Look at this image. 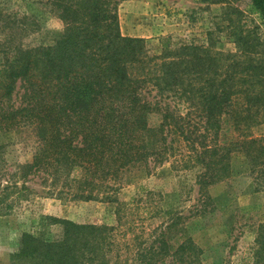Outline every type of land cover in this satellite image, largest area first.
Returning <instances> with one entry per match:
<instances>
[{
	"label": "trees",
	"instance_id": "trees-1",
	"mask_svg": "<svg viewBox=\"0 0 264 264\" xmlns=\"http://www.w3.org/2000/svg\"><path fill=\"white\" fill-rule=\"evenodd\" d=\"M53 1L64 30L51 47L0 45V132L32 127L38 141L31 162L12 175L22 181L18 192L30 193L25 182L33 177L48 180L58 198L118 203L110 192L124 174H148L151 164L170 158L177 169H198L203 194L231 176L234 154L263 185L264 136L251 131L264 124V35L248 34L235 54L170 48L167 38L150 54L145 40L121 34L112 0ZM248 13L264 28V0H248ZM225 123L234 137L221 142ZM130 204L118 205L115 226L50 218L62 227L60 239L22 233L10 260L200 264L202 251L190 238L168 244L173 224L145 246Z\"/></svg>",
	"mask_w": 264,
	"mask_h": 264
},
{
	"label": "rangeland",
	"instance_id": "rangeland-1",
	"mask_svg": "<svg viewBox=\"0 0 264 264\" xmlns=\"http://www.w3.org/2000/svg\"><path fill=\"white\" fill-rule=\"evenodd\" d=\"M53 0H0L1 21L5 24L0 45L26 48L51 47L62 35ZM116 3L119 29L123 36L145 40L150 54H158L161 39L170 48L197 45L223 54L240 52L248 34L263 37L264 28L248 13V0H112ZM7 28V29H6ZM7 34L6 40L5 35ZM151 115V126L158 124ZM220 141L234 137L223 124ZM264 136V124L252 129ZM38 148L36 132L23 127L0 132V264H12L22 233L41 240L60 239L62 227L50 218L77 224L116 225V208L128 203L134 209L133 222L151 241L166 227L169 245L190 238L202 251L200 264H264V183L249 175L244 157L234 154L232 174L223 182L198 192V169L181 170L173 159L151 164L148 174L131 171L123 175L110 196L77 201L51 194L49 181L30 177L12 178L18 166L30 163ZM15 184V185H14ZM14 185V187H12ZM24 193V194H23ZM133 210V211H134ZM8 262V263H7ZM170 260L159 264H170Z\"/></svg>",
	"mask_w": 264,
	"mask_h": 264
},
{
	"label": "crops",
	"instance_id": "crops-1",
	"mask_svg": "<svg viewBox=\"0 0 264 264\" xmlns=\"http://www.w3.org/2000/svg\"><path fill=\"white\" fill-rule=\"evenodd\" d=\"M8 263V262H7ZM9 264V263H8Z\"/></svg>",
	"mask_w": 264,
	"mask_h": 264
}]
</instances>
